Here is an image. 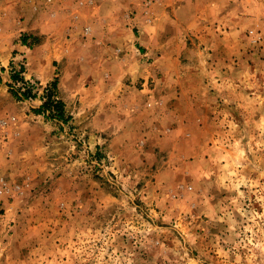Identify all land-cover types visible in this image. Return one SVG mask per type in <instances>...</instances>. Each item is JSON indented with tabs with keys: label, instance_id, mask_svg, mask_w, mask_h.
Returning <instances> with one entry per match:
<instances>
[{
	"label": "rangeland",
	"instance_id": "374dc122",
	"mask_svg": "<svg viewBox=\"0 0 264 264\" xmlns=\"http://www.w3.org/2000/svg\"><path fill=\"white\" fill-rule=\"evenodd\" d=\"M33 2L0 0V264H264V0Z\"/></svg>",
	"mask_w": 264,
	"mask_h": 264
},
{
	"label": "trees",
	"instance_id": "16d2710c",
	"mask_svg": "<svg viewBox=\"0 0 264 264\" xmlns=\"http://www.w3.org/2000/svg\"><path fill=\"white\" fill-rule=\"evenodd\" d=\"M26 40H27V36H23L21 39L23 45H27ZM17 77H18L17 73L11 75V78L13 80H16ZM56 84L57 83L55 80L49 85V89H47L48 94L46 95L44 103L42 104L41 108L39 110H36L35 112L37 114H45V112L48 111L50 118L57 117L58 119L64 121L66 120L67 117L65 116V112H64V104L62 101L54 99V95L52 92V90L56 88ZM22 95H24V97H27L29 95V91L24 92Z\"/></svg>",
	"mask_w": 264,
	"mask_h": 264
},
{
	"label": "crops",
	"instance_id": "0c3cea01",
	"mask_svg": "<svg viewBox=\"0 0 264 264\" xmlns=\"http://www.w3.org/2000/svg\"><path fill=\"white\" fill-rule=\"evenodd\" d=\"M11 1H13V6L15 7V6H19V5H26L27 7H28V10H30V9H32V7L34 6V0H11ZM17 1H19V2H21L19 5H18V3H17ZM33 2V3H32ZM11 5V4H10ZM18 14V11H16V15ZM57 13H54V14H52L51 16H53V18H56L57 17ZM18 23H17V25H19V28L17 29V31L16 32H13V33H11L13 36L16 34H18V33H20V34H18L19 36L22 34V32L24 33V32H26L27 31V33H29L28 31H30L31 30V27H33L31 24H30V22L29 23H21V21H20V19L17 21ZM22 24H24L23 26H22ZM20 29V30H19ZM19 30V31H18ZM31 31H33V30H31ZM0 46H2L1 44H0ZM23 47H25V45H23L22 43H21V41L20 40H18L17 41V43H15V44H13L12 46H11V49H16V50H21Z\"/></svg>",
	"mask_w": 264,
	"mask_h": 264
}]
</instances>
